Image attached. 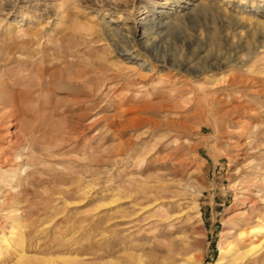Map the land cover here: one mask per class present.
Listing matches in <instances>:
<instances>
[{"label":"rangeland","instance_id":"obj_1","mask_svg":"<svg viewBox=\"0 0 264 264\" xmlns=\"http://www.w3.org/2000/svg\"><path fill=\"white\" fill-rule=\"evenodd\" d=\"M1 93L0 264H216L264 227V0H0ZM156 102L184 133L119 131Z\"/></svg>","mask_w":264,"mask_h":264},{"label":"bare ground","instance_id":"obj_2","mask_svg":"<svg viewBox=\"0 0 264 264\" xmlns=\"http://www.w3.org/2000/svg\"><path fill=\"white\" fill-rule=\"evenodd\" d=\"M159 13L162 14L164 12L163 11H159ZM116 36H117V38H116L117 44L120 45V47L116 49L117 53L120 56H125V58H127V59L135 58L136 54L133 53L131 45L129 44V41H127V39H126L127 36L124 33H120V32H119V34L116 33ZM160 63H161V61H160ZM139 66H145V63H140ZM2 84H4V83H2ZM0 95L2 97V93ZM174 96H177V95H174ZM170 101H173V100H170ZM174 104H167L166 102H156V103H149V104H145V105L141 104L142 106L141 105H139V106L137 105V107H132L134 110H136V112L139 111L140 109L141 110L150 111L151 115H149V116L134 115V116H130V117L126 118V119L124 118V120H119L118 124H117L118 129H119V131L124 132L126 130H134V129H137V128H144L143 134L145 136H150V137L154 136L156 133H158L160 131H166V133L168 131H174V132L176 131V132H179V133H184L185 132V127H186L185 126V124H186L185 121L181 120L178 117L177 118H175V117L172 118L170 116L174 112L173 109L177 107V105H174ZM176 104H178V103H176ZM186 107H187V105H186ZM163 112H164V114L161 115V117H158V116H160V113H163ZM178 112H180V111H178ZM6 115H8V113ZM13 115H14V113H13ZM1 117L2 116L0 115V119H1ZM240 131H242V130H239V132ZM236 133H237V131H236ZM9 134H11V133H9ZM4 135H6V134L4 133ZM12 135H13L15 140L8 138L9 144L10 143H15V142L19 143L18 140H17L18 138H17L16 133L13 132ZM167 135H165V136L163 135L164 136L163 139L166 138ZM236 136H238V135H236ZM0 137H1V135H0ZM19 141H20V139H19ZM127 142H128V140H127ZM249 143H250L249 141H246L244 144L247 145ZM242 144H243V142H242ZM17 148H19V147H17ZM180 148H178V151L180 150ZM174 152H175V150H174ZM174 152L172 151L171 153H169V154L166 153V154L171 155ZM176 152H175V154H176ZM13 160L14 159H10L9 158L8 154H7V156L5 155L4 157L0 156V167H4L6 165L7 166L9 165V167H10L13 164L12 163ZM18 162H20V161H18ZM17 169H20V168H17ZM161 177L163 178V176H155L154 175L152 180L151 181L148 180L149 183H147L145 185L147 194H148L149 198L152 201H155L156 204H161V205L167 204L168 205V204H171L172 202H177L180 199H184L185 198L182 195L183 194L182 191H178V190L176 191V190L173 189L174 186L172 185V182H171V184L170 183H166V182L164 184L161 183V181H160V180H162ZM164 180H166V179H164ZM244 186L245 185L241 186V189H243ZM244 191L245 190H243V193H245ZM181 195L183 197H181ZM241 198L243 200H247L249 198V196L241 195ZM155 202H152V203H155ZM250 205L251 204L248 205V210L246 212L239 213V214H236L234 216L235 219H236V221H235L236 227H234L236 229V233L234 235L235 239H233L234 243H229L227 245L226 244L222 245V247L220 248V257L218 258V261H217L216 264H259V263H263L262 259H260V256H263V259H264V252H262L263 254H260L261 253L260 252L259 253L260 255H257L258 254V252H257V254H256L257 256L254 255V256L249 257V255L252 253L251 252V249H252L251 245H252L253 240H256L259 237L264 239V227L262 225L263 223H261L257 219H253L254 220L253 224H250L251 222H249V218H250V214H251V206ZM253 244H254V242H253ZM247 255H248V257H247Z\"/></svg>","mask_w":264,"mask_h":264}]
</instances>
